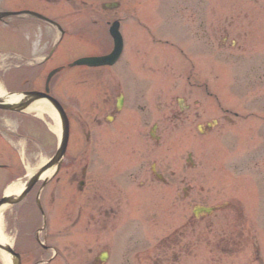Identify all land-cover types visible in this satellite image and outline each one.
Returning <instances> with one entry per match:
<instances>
[{
    "label": "flooded vegetation",
    "instance_id": "af4514ba",
    "mask_svg": "<svg viewBox=\"0 0 264 264\" xmlns=\"http://www.w3.org/2000/svg\"><path fill=\"white\" fill-rule=\"evenodd\" d=\"M61 1L0 0V10L17 13L12 23L0 21V27L11 24L14 32L24 36L22 42H14V91L46 92L48 77L55 71L49 95L59 101L72 120L78 122L76 118L79 117H73L74 107L78 108V112L79 109L85 111L90 109L91 103L96 115L92 121L86 120L88 126L96 125L100 129L105 124L109 127L114 124L121 127L123 124L129 125L133 119L147 124L149 112L144 100L149 90V74L156 76L166 72L159 68V61H165L166 54L163 38L159 37L160 31L163 35L168 32L174 34L170 31L173 29L161 26L154 31L150 27L153 23L148 21L149 13L143 7L134 5V0H75L76 4L63 6ZM262 3L256 0V5H245L244 0H237L236 6H227L226 10H233L239 16L249 12L260 13L264 12ZM186 9L177 13L188 14L189 22L183 30L191 46L188 52L185 49L181 51L191 63L187 73L191 80L202 75L198 69V58L203 50H208L211 55L213 43L222 47H236L245 32L241 24L236 28L232 23L215 26L211 0H190V6ZM35 14L53 20L56 25ZM114 26H117L123 39V52L116 64L97 68L70 66L81 58L111 54L116 47ZM149 52L152 54L149 55ZM69 57L75 58L71 60ZM69 77H74L71 86ZM90 80L93 81L91 89L86 88ZM131 101H134L138 116H131ZM18 104L21 106L20 112L9 114L0 110V137L6 140L0 138V184H5L4 189L12 182L26 183L30 177L29 169L35 168L37 158L52 155L49 148L52 134L47 126V121L52 123V117L48 113L40 116L29 111L38 104L36 102L29 106L24 101ZM181 111L185 112L184 106ZM111 120L112 123H109ZM110 139L115 141L116 135H110ZM153 140L155 143L161 140L158 124ZM38 142L42 145L38 146ZM135 152L138 153L136 165L131 167L128 153L97 148L89 170L85 167L86 150H76L70 156L67 153L59 169L52 172L49 179L37 182L18 204L12 206L4 216V232L12 239L19 264H104L102 252L108 250L116 236L117 206L122 201L128 206L132 202L140 203L144 189L148 185L151 188L158 185L156 173L160 172L157 163H153L156 173L151 170L149 176L147 167L138 165V159L146 156ZM131 169L133 171H129ZM138 169L139 175L145 169L148 175L142 179V174L136 175L134 184L138 185L139 192L127 180L128 171L131 178ZM190 190L185 188L184 192ZM2 196L3 192L0 199ZM241 217H245L243 211ZM196 219L195 216L190 217L189 223L195 224ZM189 225L187 227L190 229ZM240 228L239 247L247 249L251 239L254 248L255 237L246 235L244 222ZM45 232L46 245L42 243ZM102 232L109 233L107 247L101 243ZM184 240L185 237L176 238L172 245L166 247L162 240L157 246H151L152 251L156 249V254L149 262L164 264V259H170L164 253L165 248H177L181 253L191 248L190 241L187 243Z\"/></svg>",
    "mask_w": 264,
    "mask_h": 264
},
{
    "label": "rangeland",
    "instance_id": "374dc122",
    "mask_svg": "<svg viewBox=\"0 0 264 264\" xmlns=\"http://www.w3.org/2000/svg\"><path fill=\"white\" fill-rule=\"evenodd\" d=\"M226 1L211 0L213 24L232 23L234 28L241 24L245 34L234 48L213 43L211 55L208 50H203L198 58L202 75L191 80L186 75L191 66L188 59L173 51L178 55L175 56L178 62L172 65V60L167 61L170 74L150 77L144 100L149 112L147 124L133 119L129 125L109 127L105 124L98 129L96 125L90 127L86 123L96 115L93 104L90 103V109L85 111L79 109L78 112L77 107L72 110L73 117H79L76 118L78 122L73 120L71 150L90 149L85 141L82 148V137L85 132L95 137L96 131L98 149H106V146L110 149L114 144L110 135L115 134V141L123 137L126 140L124 149L131 157V167L136 165L138 153L135 151H138L139 155L146 156L138 159V165L146 166L150 176L151 164L156 162L166 180L154 188L148 185L140 203L132 202L133 205L128 206L122 201L117 206V248L111 251V259L106 264H151L149 261L156 254V249L152 251L151 246H157L163 239L166 247L182 237L187 243L190 241L192 247L182 253L177 248H165L164 253L170 259H164V264H264V71L259 77L246 72L255 66L254 60L258 56L264 67V14L261 19L252 12L239 16L233 10H226ZM261 1L264 5V0ZM188 3V0L182 3L178 0H139V5L149 11L152 23L166 20L157 14V7L178 9ZM244 4L251 5L250 0H244ZM184 19L175 15L171 21L183 24L187 22ZM23 39L24 36L12 32L11 27H0V48L5 51L0 54L3 73L12 69L15 63L6 53L12 54L14 42ZM239 54L247 61L250 58L248 68L237 67V60L233 58ZM74 77H69V84ZM92 84V80L88 81L86 88L91 89ZM133 102L129 106L132 117L138 116ZM181 104L185 112L181 111ZM155 123L159 125V143L150 138ZM208 124H213L210 130ZM203 131L204 135L201 134ZM190 154L196 164L194 168L187 163ZM139 169L128 179L137 191L140 189L134 183ZM141 174V179L148 176L146 169ZM4 187L5 184H0V196ZM185 188H190V192L185 193ZM239 203H243V219L238 211ZM195 205L219 206L220 209L214 216L191 224L189 219ZM242 220L246 235L255 237L254 248L251 239L245 250L236 247V242L232 243L239 238L241 230L238 226ZM186 223L190 224V229ZM128 228L130 232L125 234L124 230ZM100 240L107 247L109 233L102 232ZM125 241L131 248H125Z\"/></svg>",
    "mask_w": 264,
    "mask_h": 264
},
{
    "label": "bare ground",
    "instance_id": "6f19581e",
    "mask_svg": "<svg viewBox=\"0 0 264 264\" xmlns=\"http://www.w3.org/2000/svg\"><path fill=\"white\" fill-rule=\"evenodd\" d=\"M22 99V97L20 95H7L6 92L4 91V89L2 87H0V102H4V103H17ZM50 110L51 116L53 118V125H52V131L54 132V134H56L58 137H60V122L58 119L57 114L55 113V111L51 108H48ZM47 109V110H48ZM30 110L33 111H40L44 112L46 111L45 106H39L37 104H35L34 106H32L30 108ZM51 173V171H47L46 173H44L42 175V178H46L47 176H49ZM23 185L21 184H14L13 186H11L7 192L8 196H16L17 194H19L22 191ZM7 207H3L0 209V243L1 244H8L9 241L6 238V236L3 234L4 230H3V211L6 210ZM2 260L4 262V264H14V262L12 261V258L10 256H8L6 253H2Z\"/></svg>",
    "mask_w": 264,
    "mask_h": 264
},
{
    "label": "water",
    "instance_id": "95a60500",
    "mask_svg": "<svg viewBox=\"0 0 264 264\" xmlns=\"http://www.w3.org/2000/svg\"><path fill=\"white\" fill-rule=\"evenodd\" d=\"M106 62L107 61L105 59L100 58V59H87L84 61L77 62L76 64L84 63V64H88L90 66H99V65H103ZM39 96H42V95H39ZM54 106L58 110H60L61 117H62V124H63V140H62V145H61L60 151L58 153V156L54 161V162H56L57 160H59L63 156V154L65 153L66 148H67V144H68V140H69V122H68L66 115L61 111V108L59 107V105L57 103H55ZM9 108H12V107L9 106ZM208 211H210V210L208 209Z\"/></svg>",
    "mask_w": 264,
    "mask_h": 264
}]
</instances>
